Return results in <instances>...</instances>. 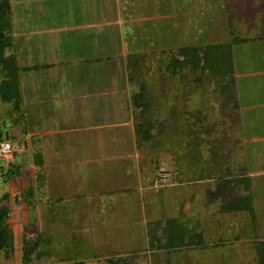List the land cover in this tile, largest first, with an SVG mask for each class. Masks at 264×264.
Returning a JSON list of instances; mask_svg holds the SVG:
<instances>
[{
	"label": "rangeland",
	"instance_id": "obj_1",
	"mask_svg": "<svg viewBox=\"0 0 264 264\" xmlns=\"http://www.w3.org/2000/svg\"><path fill=\"white\" fill-rule=\"evenodd\" d=\"M50 1L10 0L13 38L7 54L16 55V34H21L19 42L24 43L28 49V54H23L24 56L19 58V62L24 66L32 65V44L35 40L31 33L43 27L50 28L49 22L52 20L47 17L48 13L46 21L43 20L45 25L38 28L39 20L43 19L38 15L45 10H52L46 8ZM67 2H69V7L58 10L65 11V17L62 18L63 20L57 19L59 23L56 26L61 28L69 26L71 29L66 31V35L72 39L55 42L59 44L64 42L69 48L67 52L73 53L74 56L80 53V50L84 52L81 56H76L74 60L65 64L67 66L65 72L68 76L64 82V88L60 90L61 87H58L59 92L55 93V96L63 92L69 98V90L74 89L77 99H84L81 88L85 86L83 82L86 80L80 79L77 73H84L86 70V64L80 60H84L86 56L90 55V48L93 45L83 47L90 40L84 35L81 26L86 25V18L92 14V16L97 15L101 19L99 23L101 28L106 35L111 36L115 34H110L107 29L113 28L112 30L117 31L120 14L122 19L120 24L123 25V30L128 32L126 36L130 39V35L134 34L137 38L131 45L134 49L142 51L140 54L138 53L141 62L136 68L139 72L134 78L135 81L128 77L129 81L123 82V69L121 68L117 73L113 68L110 69V74L114 78L112 84L116 83V86H119V91L127 88V91L129 90L127 97L131 101L128 104L125 103L124 97L126 96L122 90L120 100H123L125 104L107 102L97 105L98 110L95 114L99 119H93L91 116L94 114L93 109L96 105L84 104L82 105V108L85 109L83 111L80 110L78 102H74V104H70L72 107L77 105V111L71 110L68 115L66 113L64 115L62 113L53 114L50 121L35 120L36 127L39 129L40 125H44V127L48 125L51 128L58 127L56 123L62 121L64 127H74L79 130H76V134L73 132L65 137V140L73 142L67 149L75 148L78 149V152H57V146H50L48 142V148L54 151H46L45 147L42 165L37 161L40 143L38 146V140L30 136L33 123L32 105H30L29 112L26 110L27 113H25L23 102L19 110L10 114L8 104L0 98V127L8 136L4 140L9 141L17 150L12 159L0 155V206H7L11 210L10 225L14 236V249L12 252H0V264H97L93 262L96 260L95 258H90L92 257L90 252L95 249L87 243V240H91L95 236L94 228L98 224L97 220L100 225L106 224L107 227L115 223L128 224L130 240L138 242L140 234H144V227L150 229L164 216L163 212L166 206H163L162 201L169 200L165 198L171 199L172 196H178L183 200L189 193H194V188L188 187L185 188L187 190L184 196V190L179 191L178 188H175L171 189L166 197L163 196L167 189L173 188V185L178 182L179 175H182L181 170L183 169L178 162L181 161L179 155H183V150L176 148L177 143L174 145L169 143L173 138L177 142V133L173 131V135L168 136L159 144L149 143L143 139L136 126L143 112V106L137 96L143 89L146 90L144 98L153 102L154 107L158 105L159 115L156 114L158 116H155L156 120L154 121L167 116L168 106L166 107V104L169 101L180 102V105L184 102H192V105L193 103L198 104L202 100L201 93L205 92L208 86L212 90H217L216 86L218 85L211 84L210 76L208 77L206 73L202 74L201 71L193 68L189 70L186 68L182 73L177 71L176 74L169 71L168 62H171L173 58L181 60L179 51L183 48H194L202 52L212 46L215 47V51L220 49L221 53L225 52L227 60L222 64L225 69L222 70L221 77L223 83L229 85L227 89L231 92L229 91L228 97H235L234 102L239 104L237 108L242 109V113L237 111L240 120L242 116L245 134L249 136L255 134L257 102L264 97V0H136L128 3L134 7L101 9L95 2H89L86 7L81 8H77L79 0H67L65 3ZM103 3L106 5L108 1ZM74 4L75 8L72 7ZM159 4L162 6L160 7ZM67 12L72 13L67 16ZM109 22L115 24H108ZM127 41V45H130V41ZM58 47L54 48L55 54L59 51ZM87 58L89 59V57ZM119 59H117L118 62ZM131 70L128 67V76ZM30 74L25 75L24 83L26 85L23 89L27 100L31 99V96H28L32 86ZM87 86L89 87L88 83ZM101 86L106 93L99 94L97 97L106 98L109 85L100 83L98 89ZM219 91L220 87L216 92ZM22 96L24 95L22 94ZM226 96V94L222 95V102L225 101ZM66 105L69 109V102ZM87 105L90 107L88 110H86ZM117 109V116L124 118L121 120H127V117H130V121H119L118 124H115ZM217 118H225L224 121L227 123L229 121L228 116L222 115ZM39 122L41 123L39 124ZM101 126L108 136L103 137L105 143L99 147L100 151L83 150L82 146H84V140L87 137H83V135L97 133L92 128H101ZM132 136L133 140H131ZM57 141H59L57 135L51 136V143L56 144ZM246 145L250 149L248 152L249 160H251L249 164L253 168L255 143H246ZM59 157L62 159L59 160ZM90 159L99 160L101 163L93 167L94 163ZM71 160L89 161L79 165L80 171L82 170L81 175L72 178V181L60 178L62 174L56 177V173L70 171L69 164L66 162ZM53 162L57 164L56 168H58L57 172H54V176ZM127 165L129 168H124ZM183 168L185 169V167ZM163 169L169 175L165 182L158 181V173ZM97 171L104 173L101 176L102 179L95 174ZM117 171L122 172L117 175ZM8 172H11V176L6 175ZM250 181L251 179L248 180V182ZM231 188L234 189V187ZM259 189L263 191L264 184L260 185ZM30 190L31 192H29ZM92 192L108 193L105 196H109V198L97 197L96 199V193L91 194ZM118 193L123 194V197L119 198ZM113 194L114 199L111 198ZM242 194L244 197L249 196L252 201L255 199L256 191L253 187L251 192L248 190L247 193L243 192ZM78 196L88 197L87 204L90 206L91 219L86 220L84 215L79 214V209L85 200L77 199ZM127 197L131 199H127ZM200 197H203V200L212 201V205L215 203L217 207L222 203L224 207L227 205L226 199L220 202L213 193L205 195L203 193ZM114 202L118 203L119 208L125 205L126 210L122 211V214L116 210L117 214L109 217L110 207L114 205ZM200 207L205 208L203 205L197 204V208L195 207L193 212H201ZM71 209L77 210L72 211ZM173 210L175 209L173 208ZM209 214L205 219L210 222L213 215L210 212ZM133 222L137 224L136 229L132 228ZM42 232L48 239L46 242H42L44 243L43 250L51 252V256L43 254L42 258L34 256L31 258L32 260L30 259L31 261H25L23 258L25 240L35 239ZM117 250H120L119 256L111 257L113 259L125 258L124 255H120L123 248Z\"/></svg>",
	"mask_w": 264,
	"mask_h": 264
},
{
	"label": "crops",
	"instance_id": "obj_2",
	"mask_svg": "<svg viewBox=\"0 0 264 264\" xmlns=\"http://www.w3.org/2000/svg\"><path fill=\"white\" fill-rule=\"evenodd\" d=\"M66 1L67 0H51L50 3H48L49 6L47 5L46 8L52 10H45V12L38 15L39 18H43L42 20H39L40 26L38 28L45 25L44 22L47 17L49 20L51 18L52 22H49L50 28L43 27L40 30L31 33L32 38L35 40L32 44L33 52L31 54L33 58L31 66H24L23 63L19 62V58L23 57V54H28V49L24 43L19 42L21 34H16V56L18 63L22 68L20 82L21 91L24 95L22 96L24 103H22L25 113L29 112V109H31L30 105H32L33 123L30 136L38 140V146L40 143L38 152L42 153V157L44 156L43 153L45 152V147L46 151H54L53 149L48 148V142L50 146H57V152H78V149L75 148L67 149V147L73 142L65 140V137L67 134L73 132L76 134V130H79L74 127H64L62 121L56 123L58 127L51 128L48 125L45 127L44 125H40L39 129L36 127L37 124L35 120L50 121L53 114L62 113L64 115L66 113L68 115L71 110L77 111V105L72 107L70 104H74V102H78L80 110L83 111L85 110L82 108V105L84 104L96 105L93 109L94 114L91 116H93V119H99L97 114H95L98 110L97 105H102L107 102L117 104L124 103L123 100H120L122 90H124L126 96L124 97L125 103L128 104L131 101L127 97L129 90L127 91V88H123L119 91V86H116V83L112 84V82L114 83V78L110 74V69L113 68L115 73H117L122 68V80L123 82H128V57L130 54L142 52L134 49L131 45L134 44L133 42L137 38L134 34L130 35V39L126 36L128 32L124 31L122 28L123 25L120 24L122 23L120 14L118 18L120 23L117 31L112 30L113 28L107 29L110 34H115L114 36L109 34L106 35L101 28V24H99L101 19L97 17V15L92 16V14L86 18V25L83 27L81 26L84 35L90 40V42L84 44L83 47L91 45L94 47L90 48V55L86 56L84 60H80L84 61L86 64V70L84 73H77L80 79L87 81L83 82L85 83V86L81 88L82 97H84V99L78 100L74 93V89L69 90V98L63 92L58 96H55V93L59 92L57 90L58 87H61L60 90L64 88V82L68 76L65 72L67 67L65 64L74 60V57L81 56L84 52L80 50V53L74 56L73 53L67 52L69 48L66 47L64 42L60 44L55 42L72 39L66 35V31L71 29L69 26H63L62 28L56 26V24L59 23L58 20H63L62 18L65 17V11L61 12L58 10L69 7V2L65 3ZM100 1H108V4L105 5ZM120 1L123 3L120 4ZM129 1L136 0H79V6L77 8L86 7L89 2H95L100 9L106 7H134L133 5L128 4ZM140 6L142 7V5ZM159 6L161 7L162 5L159 4ZM72 7L75 8V4L72 5ZM71 13L72 12H67L66 15H71ZM108 24L115 23L109 22ZM89 30L91 31L87 34ZM127 40L130 41L131 46L127 45ZM56 46H59V51L55 54L54 48ZM58 53L59 55H57ZM87 57H89V59ZM117 59L120 61L118 62ZM98 66L100 67L98 68ZM27 74H30L31 76V93H28V96H31L30 100L25 98L23 92L26 85L24 83L25 75ZM114 76H116V74H114ZM87 83L89 84V87L87 86ZM100 83H106L109 85L106 98L97 97L99 94L106 93V91L102 89V86L98 89ZM115 99H117V101H115ZM67 102H69V109L66 105ZM89 108L90 107L87 105L86 110ZM245 108L248 109L247 107ZM239 111L242 113L240 107ZM117 114L118 109L114 119L116 120L115 124H118L119 121H130V117H127V120H121L124 118L117 116ZM40 123L41 122H39V124ZM241 126L244 143L240 145V152L246 160L247 174L245 176L241 175L232 180L230 179L231 177H229L227 179L231 180V182L229 184L225 183V186H223L221 185L223 182L221 178H216L214 176L188 181L185 180L186 175H179L178 182L173 185V188L167 189L166 192L163 193V196L165 195L166 197V194H169V191L175 188H178L179 191L184 190V196L185 191L187 190L185 188L188 187L194 188V193H189V195L184 197L183 200L178 196H172L171 199L168 197L165 198L169 200L162 201L163 206H166L163 212L164 216L150 227V229L144 227V234H140L141 236L139 237V240H137L138 242L130 240L128 224L115 223L114 225H109L110 227H107L105 226L106 224L103 226L100 225L97 220L98 224L94 228V231H96L95 236H93L91 240H87V243L95 249L90 252L92 255L90 258L96 259L93 262H96L97 264H113V257L111 256H119L120 250L117 249L123 248L120 255H124L125 258H117L118 260L114 259L118 261V264H262V260H264V190L261 191L259 186L264 184V97L261 101L257 102L255 134H252L251 136L245 134L242 116ZM92 130L97 131V133H89V131H87L89 134L83 135V137H87L84 140L85 143L84 146H82V149L89 152H98L100 151L99 147L103 146L105 143L103 137L108 136V134L105 133L103 126H101V128H92ZM53 135L59 137V141H57L56 144L51 143V136ZM131 140H133V136ZM252 142L255 143L253 168L249 164L251 161L248 156L250 149H248V146L246 145V143ZM34 144L36 145V143ZM61 159L62 158L59 157V160ZM90 160L94 163L93 167L98 166V164L101 163L99 160ZM87 161L89 160H84V162L78 161L79 163L77 160L67 161L66 163L69 164L70 171H68V173H56V177L62 174L60 178L72 181V178L81 175L82 170L80 171L79 165L87 163ZM38 163L42 165L43 161L39 162L38 160ZM56 167L57 164L53 162V169L55 168L53 176L55 175L54 172H57L56 169L58 168ZM124 168L127 169L129 167L127 165ZM121 172L122 171H117L116 174L118 175ZM95 174L99 175L98 178H101V176L104 175V173H101L100 171L95 172ZM249 179H251L250 182H248ZM73 182L76 183V181ZM85 182L87 181L85 180ZM231 187H234V189ZM253 187L256 191V195L255 199L250 203L251 206L243 208L239 207L236 209L232 208L231 203H233V199L236 198L237 195L244 197L242 193H247L248 190L251 192ZM95 193L96 192H92L91 194ZM203 193L204 195L207 193H213L214 196L219 198L218 200L220 202L226 199L225 201H227V205L225 207L223 203L218 207L215 203L212 205V201H206L203 200V197H200ZM85 194L88 195L87 193ZM107 194L108 193L98 192L95 197L96 199L97 197L108 199L109 196H105ZM118 194L119 198L123 197V194ZM127 196H130V194H127ZM78 198L85 200L83 206L79 209V214L84 215L86 220L91 219L92 214L90 206L87 204L88 197L78 196L77 199ZM111 198H115L114 194ZM127 199L131 198L127 197ZM197 204L205 207H200L201 212L199 213L198 211L196 213L193 212L195 207L197 208ZM127 208H129V206H127ZM173 208L175 210H173ZM207 208H210L211 210L208 211ZM110 209L111 214L109 217L115 216L117 214L116 210L120 213L125 211L126 207L125 205H122L119 208L118 203L114 202V205L110 207ZM204 209L205 211L203 212ZM71 210L74 211L77 209ZM209 212L213 215V219L210 222L205 219L207 215H210ZM136 226L137 224L133 222L132 228L136 229ZM133 235L136 239L135 234Z\"/></svg>",
	"mask_w": 264,
	"mask_h": 264
},
{
	"label": "trees",
	"instance_id": "obj_3",
	"mask_svg": "<svg viewBox=\"0 0 264 264\" xmlns=\"http://www.w3.org/2000/svg\"><path fill=\"white\" fill-rule=\"evenodd\" d=\"M11 14L12 4L10 0H0V98L8 104L10 114L19 110L23 102L20 86L22 68L15 54H7L13 38ZM221 52L220 49L215 51V47L212 46L202 52L194 48H183L179 51L181 60L173 58L171 62H168L169 71L173 74H176L177 71L182 73L186 68L187 70L193 68L203 72L202 74H208L212 81L211 84L216 83L218 85L216 86L218 87L217 90L220 87L219 92L210 89L208 86L207 90L200 95L201 102L193 103V105L192 102H184L180 105V102L172 103L169 101L166 104V107L168 106L167 116L154 121L156 120L155 116L159 115L158 105L154 107L153 102L144 98L146 90L143 89L137 96L143 106V112L136 126L143 139L149 143L155 142V144H159L168 136L173 135V131L176 132L177 142L173 138L169 143L173 145L177 143L176 148L183 150V155H179L183 158L180 157L179 160L181 161L178 163L183 169L181 174L186 175L185 180L191 181L214 176L221 178L223 181L221 185L225 186V183L229 184L232 179L241 175L245 176L247 167L246 160L240 152V145L244 142L241 120L237 111L239 104L234 102V96V98L228 97L230 90L227 87L229 85L223 83L221 77L223 74L221 73L225 68L222 64L227 60V56L225 52ZM139 54H130L128 57V67L132 69L129 72V77L133 81L139 72L136 68L141 62ZM225 94L227 96L222 102V95ZM222 115L228 116V123L224 121L225 118H217ZM5 138V131L0 127V142L6 141ZM38 160L39 162L43 161L41 153L37 154ZM6 175L11 176V172ZM229 177L231 180L227 179ZM250 199L249 196L237 195L231 206L234 209L249 207L252 202ZM10 211L7 206H0V252H12L14 249V236L9 221ZM47 240L43 232L38 234L35 239H26L23 248L24 260H30L34 256L42 258L43 254L51 256V252L46 249L43 250L44 243L42 242ZM113 262V264H118V261L114 259ZM262 264H264V260H262Z\"/></svg>",
	"mask_w": 264,
	"mask_h": 264
},
{
	"label": "built area",
	"instance_id": "obj_4",
	"mask_svg": "<svg viewBox=\"0 0 264 264\" xmlns=\"http://www.w3.org/2000/svg\"><path fill=\"white\" fill-rule=\"evenodd\" d=\"M15 148L11 145V143L9 141H2L0 142V155L8 158V159H12L14 158V153H15ZM159 177H158V181L162 180L163 182L167 181L168 178V172L165 171L164 169L161 170L158 173Z\"/></svg>",
	"mask_w": 264,
	"mask_h": 264
},
{
	"label": "water",
	"instance_id": "obj_5",
	"mask_svg": "<svg viewBox=\"0 0 264 264\" xmlns=\"http://www.w3.org/2000/svg\"><path fill=\"white\" fill-rule=\"evenodd\" d=\"M8 138V136H6V139Z\"/></svg>",
	"mask_w": 264,
	"mask_h": 264
}]
</instances>
